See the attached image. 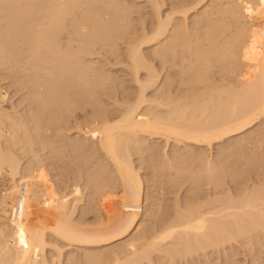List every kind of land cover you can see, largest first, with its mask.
Instances as JSON below:
<instances>
[{
  "label": "bare ground",
  "instance_id": "bare-ground-1",
  "mask_svg": "<svg viewBox=\"0 0 264 264\" xmlns=\"http://www.w3.org/2000/svg\"><path fill=\"white\" fill-rule=\"evenodd\" d=\"M110 1L111 0L108 1L109 3L106 1V4L105 3H104L105 5L103 4L105 7H102L103 5L99 6L100 3L102 4V2L99 3V1L97 0H92L93 4L94 2L99 3V4L96 3V7H97L96 8L94 7L95 5L91 3V0H87L86 2H84L83 0H0V61L2 63H5L6 60L8 61L7 63H9L10 61L12 62V64L11 63L9 64L13 66V67L10 66V69H14V68L18 69L17 71L21 77L19 76L18 73H17L18 75L17 74L16 75L17 77L25 81L26 85L24 87V85L19 84L18 80L16 81V83L19 84L20 88H22L21 86H23L24 89H26V86L30 87L29 88L30 90L28 88L27 89L32 94L31 98L33 100V103L36 104L35 105L36 107L34 109L32 108V111L30 112L27 111L28 114H25L27 115L25 117L24 112L26 111L20 112V114L22 113L20 115V114H17L18 112L17 113L16 111L14 112L16 108L14 109L13 106L11 108H9L10 106L2 107L1 105L3 103L5 104L4 100L7 97L5 96L6 95L5 92L0 93V264H40L41 261L44 260V259L42 260L40 259V258H43V254L45 257L44 249L49 245L51 246L50 242L48 245L46 241V235L48 234L56 238L57 241L58 239L60 242L63 241L64 244L66 243L67 246L69 245L74 246V247L77 246L79 248H85L87 250L96 249V248L98 249L101 246H105L113 242H116L118 240H121L123 238H126L129 234L132 233L131 231L136 226L138 227L140 223L142 224V221L140 223L138 221L140 217V212L142 211L141 202H143L142 201V195H143L142 189L143 188H142L141 180L143 179H140L137 173L138 171L136 172L135 167H133L132 165L133 160L131 161L130 155L134 154L132 153L133 151L134 152L139 151L141 149L140 148L141 146L143 147V149H146V147L149 148L151 144L148 142L149 146H146L147 144L146 141H152V140L154 141L156 139H162L165 141V143L172 142L176 145L177 144L186 145V146L187 145H196V146L204 145V146L211 148L213 144H221L225 140L231 139L232 137L234 138L235 136H239L240 134L244 133L246 130H250V128H253L255 125L258 124L260 120H263L264 118V8H263L264 5H262L264 3V0H216V2L215 0L214 1L209 0L208 1L209 4L208 3H207L208 5L205 4L206 5L205 8L201 9L202 12L200 11L199 8H201L204 5L203 4L201 6L204 0H199V1L195 0V3H193L194 0L193 2L191 0L190 2L188 1L189 2L187 3L188 5L184 3L186 7H184V5L181 4L184 8L183 7L181 8V5L179 6V9H181L180 12L183 15V17H181L184 20L183 24L182 22L178 23V21L175 23L172 17L170 16L168 17L169 14L170 15L171 13L173 14V12L171 11L169 12L168 15H166L167 17L166 16L165 18L161 17L159 14V10L161 7L158 8V5L160 4V3L158 4L159 0L157 1L154 0V3H153L154 5H152L151 8L153 12L154 10H156L155 11L156 16L154 13L152 15V17L153 18L155 17L156 20L154 19L155 22L153 21L155 25L153 24L154 25V26L152 25L153 28L151 27V30H150L151 34L148 33L150 34L149 36H147L148 34L144 36L146 33L144 34L145 31H142V33L144 34V35L140 34V36H142V41L137 42V44H135L136 41H139V36H138V40H135L133 45L131 43L130 44L131 47L128 46L129 51L126 49L128 52L126 51L127 58L125 59L127 61L125 60L126 61L125 65L129 67L131 66L129 69H132L130 71H132L133 73L132 76L134 75L133 79L135 78L133 82H136L137 85L136 84L135 85L137 86V90H138V91L136 90L137 93L135 94L137 95L136 97H134L135 99L132 98L134 99V102H132L133 101L132 100L131 101L132 103H129V100H126L128 103L126 102L124 104V107L123 105H121L123 108H120L118 116H116L117 113L115 114L116 117L111 118V115H113L111 114L109 118L108 114L105 115L107 112L100 114L99 112L97 113L96 111H93L96 114V116L94 114V117L96 119L94 117H91V118H94L95 120L94 119L92 120L96 122V123L92 122L93 123L92 129H95L96 132H93L91 136L93 137L94 133L95 134L97 133L96 135L98 139L94 136L97 139V144H94L95 141H93V139L90 138L91 136H89L88 138V140L91 139V141L94 142V143L91 142L92 145L94 144L93 146L91 144L90 145L92 147H95V149L93 148L95 152L93 154H96L92 157L93 160L92 159L90 160L92 162L94 160H97L96 158L100 160V162L97 160L99 162L97 164H99L100 170L97 167L98 165H94V168L95 169L97 168L96 170L101 172V169L103 166V165L102 166L100 165L102 164L101 163L102 158L99 159L101 154L100 155L98 154L99 157H97L98 152L96 153V151L99 150V153L101 152L105 156V159L112 165V168H111L113 170L112 173L113 174L116 173L117 176L115 174L114 175H115V178L118 177L117 179L120 182V188H121V193H122V196H121L122 199L120 198L122 202L121 200H119L120 201L119 204L121 205L119 207L120 208L119 213L115 216V214L111 213V212L113 213L115 212L114 207H112L113 209L111 210L108 207V205H110L111 203L109 199H112L113 194L112 192H110L109 193L110 197H108L107 192L112 186L110 187H107V186L110 183L112 184V182H116V181H113L114 177L111 178L112 182L110 179H109L110 181L108 180V177L109 175L111 177V174H107L108 177H106L105 170L107 169L110 172V168L108 169L107 167L106 169L103 167L104 170L102 169L105 173L103 174L105 175V177L104 176L102 178L100 177L102 176L101 174L102 172L99 173L101 174L100 176L98 175L102 179V181H104V182L101 181L103 186H99L98 184V186L96 187L97 185L96 181L98 180L99 182V177L95 179L96 181L93 180L94 177L96 178L97 176V175L94 176V174L96 173L94 174L92 173L93 179L91 178L92 176L90 177V179L92 180L89 181L88 180L89 178L86 179L91 183L93 181H95L93 183H96V185L94 184L95 186L93 187L95 188V190L93 191L94 192L93 198L94 197L98 198L99 196L98 194L103 195L104 193H107L105 195L108 197V201H109V202L107 201L108 205L105 204L107 206V211L110 210L109 213L115 216L113 218L108 217L111 214L110 215L108 214L107 216L108 212L105 213L107 218H110L111 221L110 219L107 220L105 215L104 216L106 219H104V217L99 216L100 218H103L105 222L103 220L97 219V222L99 223H96L98 224L96 225L94 222L95 228L94 227L89 228L90 225L89 227H87V225L79 224L76 221H75L76 223L73 222L71 219L72 217L71 214L69 213L70 214L69 215L67 212V209L70 207V205L69 207L67 205L69 202L66 203L67 202L66 201L65 203H63L62 199L64 196H62V199H61L60 197L61 194L60 195L53 194L55 192L52 193L50 190L47 189L51 193L44 194L45 195L44 196L42 195L44 192L43 193L41 192L42 193L41 194L39 191L38 197H40V199L37 198L32 193L31 194L33 195V197L31 196H30L31 198L28 197L27 193H29L30 190L27 192V191H23L22 189L18 188L20 187V185L17 184L19 183L16 179L18 178L17 176L20 175L21 173L29 174L32 172L33 174L34 168H36L34 169L36 171H37V168H41L40 166H42L41 164L42 158L39 153H43V152H40V151H44L45 149H48L51 153H55L56 155V151L58 149H52V145H57V143L54 144L53 141L55 140V138L58 137L61 129L64 126H66V124L68 125L67 123L68 118L65 115V113L68 112L70 109L74 111L76 107L78 109L81 106H84V107L89 106L87 105V104H90L89 100H91V98L93 97H94L93 101L96 99L94 94H91L90 88H93L94 86L96 87V85L99 87V85L101 86L102 83L107 84L108 82L110 83L115 80L114 79L115 77L109 78L111 81L110 80L108 81V78L106 79L105 77H103L105 78L103 82V78L102 79L100 78L102 77L101 76L102 74H100V77H99L97 69H94L96 68V66L93 65L92 62L90 63V62H87L88 60L87 61L86 59L84 60L83 59L84 57L82 56L84 54L88 56V53L90 51L88 50L87 52V48H88L87 46L88 45L91 46V44L93 45V43H95V42L92 43V41L99 40L103 44H106L105 42H107V44L109 45L111 43L114 44V42H116V41L113 42L112 39L114 35L117 34L118 32L121 31L122 34L124 35H122L121 32L118 33L117 35L120 34L119 36L121 37L126 36L125 34L127 32H125L124 30L128 28L131 24L127 27H124L125 25H128V24H125L126 22H124L125 21L124 15L127 14L125 9L123 8L124 6L119 4V7H117V4L114 0H112L111 3ZM83 2L84 4L88 3L87 4L88 7L86 6L84 8L85 5L83 4ZM112 2L114 3L115 6L113 5ZM156 2H157V6L155 5ZM80 3H82L84 9L81 7ZM190 3H191V6H189ZM89 4H91L92 6ZM107 4L109 5L107 6L108 8H106ZM110 4H112L114 7L112 5L110 7ZM120 5L122 8H120ZM109 7L111 8V10ZM101 8L103 9L101 10ZM105 8L106 10H108V12L110 10L109 12L110 15L111 14L113 15L110 16L109 13L105 10ZM123 9L125 12L123 11ZM104 10L105 12L103 13L102 11ZM250 10L252 11L250 12ZM172 11L174 12L177 11L178 14L180 13L178 9L177 10L175 9ZM194 11L196 12L200 11V14L198 15L199 12L196 13L197 17L196 15L195 17H191L189 15L191 19L192 18L194 19L193 21L191 20L192 21L191 22L188 20L189 17L188 18H185V17L188 16L187 14L189 12L193 13ZM246 11L250 12L251 15H252V12L257 11L256 15L259 14L260 15L259 19L262 18V23L260 25L261 27L259 26L258 28V26L255 25L256 26L255 28L253 27L254 25L253 26L250 25L251 20L250 22H248L249 20L247 21L248 25H250L251 28L250 26L247 25V23L243 22L244 20L246 22V19L244 17L245 16L247 17V15H249V13L247 15H244L246 14ZM123 12L126 14H124ZM92 13L93 14L95 13L94 16ZM102 13L103 15L105 14L106 19H104L103 15H98ZM242 14L244 15L243 17L244 19L241 18L243 16ZM259 15H257L256 17H258ZM109 16L110 17L115 16V19H113V21L110 20L111 22L108 20L110 24L106 26L103 25V24L109 23L107 22V17ZM248 17L249 19H251L250 15ZM93 18L95 21L93 20ZM177 18L178 16L176 17V19ZM101 19L106 20V22L102 21ZM182 19L180 21H182ZM242 19H243L242 22L246 25H243V23L239 22ZM185 21H189L191 22V24L190 25L188 24V26H186L185 25L186 23L184 24ZM171 22L175 24L171 25ZM122 25H124L123 26L124 28L122 27ZM243 26H246V27L244 28ZM252 27L254 28L253 30L255 29L257 30V31L255 30L256 34L254 32H249V30L251 31ZM118 38L120 37H117L115 40H117ZM161 41H163L162 44H161ZM251 42H253L254 44L252 47H251ZM159 43L160 45L158 46L157 44ZM247 44H249L250 46H248ZM144 45L150 46L151 48L153 45H156L157 49L155 48V46H153V49L155 48L156 50L154 49L153 51L150 48L151 49L150 54L151 56L156 57V59H158L157 61L162 60L163 62L166 59L165 64H167V61L168 63H170L167 65L169 66L167 67L168 70L171 68L174 69V67H176L175 70H173L174 73L173 71H171L172 69L170 70V73L172 72V74H168L169 71L168 73L165 72L166 76L164 75L165 77H163L165 78V80H163L165 82H163L164 83L163 84L161 83L162 82L161 80L159 82L161 84V85L159 84L160 86L158 85V78L160 77L156 73V70H154L153 66H149L151 65L149 62H148L149 65L147 64L146 62L147 60L145 61V58L147 59V57H145L144 54H143L144 56L142 55L143 51L141 49ZM256 45L259 47V48L257 47L259 51L258 49L257 50L255 49ZM245 46L248 47V50H247V47L245 48ZM255 51H257V53L259 52V54L257 55ZM152 52H154L153 55H152ZM244 52L247 53L248 56L246 54V56L242 55L243 57H241V54H245ZM123 56H125V54ZM4 58H6L5 62H3ZM153 60L155 59L153 58ZM174 61H176L177 63ZM160 62L161 61H159L158 63L160 64ZM172 62H174L175 64ZM9 64L7 66H9ZM214 64H217L218 67H215L216 65ZM170 66L172 67L170 68ZM213 66L218 69V73H219L218 78L216 79L213 78L215 77L213 75L215 74ZM167 68H166V71H167ZM10 69L9 71H11ZM211 69L213 70V73L209 74L210 72L209 70ZM142 71H146L145 72L146 76L141 78L140 73ZM154 71L156 74L154 73ZM96 72L98 75L95 74ZM94 74L96 75L95 79H97L96 77L98 76L99 80H94L93 78ZM173 76L174 77L177 76L178 79L176 78L177 79L176 80ZM17 77H11V78H17ZM171 77H173L178 83L175 82V80L172 79ZM190 78H193V79H190ZM96 81L97 83L98 81L99 82L101 81L100 82L101 84L99 83L97 84ZM94 83H96V85ZM173 83L178 84L177 87L180 86L179 87L180 89L183 85L185 89H187L186 87L188 85H193V87L195 86V88L197 87V89L191 88L190 91L188 90L189 93L181 94L182 92L186 93L188 91L182 90L184 89L182 88L181 89L182 92H181L178 88V92L176 93H179V91L181 92L180 94H177L178 96L181 95L180 97H178L174 91L177 89L176 87H175L176 89L174 88L173 90L174 91L173 94H171L172 92L168 90V88L170 89V87L173 86ZM91 85H93V87ZM164 85H166L167 87L169 86V87L167 88ZM158 86L165 87L166 89L163 90L162 88H160L161 89L159 90L160 92L157 91L156 93L155 90H157ZM166 90H167V94H164L165 93L164 91ZM149 91H152L151 93H153L154 91L153 93L154 95L152 96L151 94L150 95L151 97H147L146 95H147V92ZM27 95L30 96L29 94ZM31 98L29 99L30 101L27 100L29 101L30 105L32 103ZM80 101L82 102L83 105L80 103ZM78 102L80 103V106ZM93 103L94 102H92V104ZM96 104L98 103L96 102ZM95 106L98 107V105H95ZM95 106L93 107L95 108ZM84 107H82V109ZM4 108H8L9 110H12L13 108L14 110L9 111L8 109H4ZM91 116H93L92 113H91ZM95 124L96 126H94ZM90 128L91 127L86 128L87 129L86 131L90 130V132H92ZM86 131H85L86 134H84L85 136L87 134L89 135V133H87ZM261 131L264 132V130H261ZM250 132L252 133L251 130ZM255 132L256 131L253 132L254 133L253 135L255 137L251 133L248 135V141L250 142L252 138L249 139V137L253 136L255 142L258 139L256 144H258L259 146L261 145V143L259 142L264 141V137L262 136L264 133L261 132V134H259L260 136L259 137L257 133H259L260 131L256 133ZM261 136L263 137L262 138L263 140H261ZM252 140L251 142L254 141ZM238 141H242V140H238ZM243 141L245 140L243 139ZM78 142L80 144V141ZM78 142L77 141L74 142L76 144H73V145H71L73 142L72 143L70 142V147H74L76 145L78 146L77 148L80 149L82 145L80 146ZM87 142H90V141H87ZM249 142L247 143V147L250 146L248 145ZM144 143L146 147H144ZM239 143L237 142L235 144H238L239 146H241V143L240 144ZM245 143L244 145H246ZM68 145L69 143L65 144V143H61L60 141L58 148L62 151L63 149L67 148ZM84 145L85 144H83L84 148L81 147L83 148L82 151L91 153L90 147H88L89 149H86L87 147H85ZM253 146L255 147V145ZM151 147L152 148L154 147L153 148L154 150L152 148H149L148 150L149 151L153 150L152 152H154L157 148L154 146V144H152ZM256 148L258 147L256 146ZM244 149L248 150V148H244ZM148 150L146 149L147 152ZM263 150H264V147H263ZM234 151H232V153H235ZM237 151H238V148H237ZM177 152L176 153L173 152L174 158ZM189 152H192V151H189ZM230 152L231 151H229V153ZM58 153H59V150H58ZM138 153L140 154V151ZM200 153L201 152L196 153L193 158L201 162L199 165L198 164L199 162H197L196 160L193 161L195 163L197 162L196 164L199 165L198 167L196 166L198 170H195L194 168V171L193 170L191 171L190 169L185 168L186 170H190V171H186L184 170V167H183V170H181L182 167L178 165L179 163L178 164L176 163V164L180 168L179 169L178 167L175 168L176 166V164L174 165V163L176 162L174 161L175 159L171 157H170L171 159L168 158L166 162H169V163L171 162L170 164L168 163V165L170 166V167L168 166L169 170L171 169L172 171L171 167L174 165L173 169H175L174 170L175 174L178 172L177 174L180 175V177H178V175L173 174L175 175V178H173L172 176L171 182H174V181L176 182V180L174 179H176L177 177L178 179L182 178L184 176L183 173L185 174L188 173L189 175L191 174L194 180L192 179L190 180L193 181L194 183V181L199 178H200L199 180L201 179L204 180L206 178L208 179V176L209 178H212V176L213 177L216 176V175H213L216 172L218 173V174L216 173L218 176L224 173L223 170L227 171L229 167L227 160L224 159L225 161H221L218 158L219 156L218 157L216 156L217 160H213V161L212 159L205 160L206 157L204 159L202 158L204 157V154L202 153L203 154L202 156ZM248 153L250 152H247L246 154L248 155ZM199 154L201 155V157H199L200 156ZM246 154L244 155L245 157H247ZM254 154L253 156L256 155ZM103 155L101 157H103ZM140 155H142V153ZM140 155L139 157L141 159ZM185 155L184 157L186 158ZM196 155L199 157V159H197L198 157ZM234 155L238 156L237 153H235ZM260 155H264V153ZM20 156L30 157L32 160L29 159L31 162L29 161L28 163H26L25 166L22 167L20 164V160H21ZM177 156L182 158L178 154ZM242 158L244 161V157ZM213 159H215V157ZM106 160H103V161L105 162ZM155 161H159V160L156 159ZM188 162H191V161L189 160ZM153 163H156V162H153ZM109 165L106 164L105 166L109 167ZM254 165H256V163L253 164V167L251 166L253 169H254ZM165 167L167 168V164L165 165ZM50 168H51V165H50ZM259 168L261 169L260 166ZM260 169L259 171H257V173L261 171ZM39 170L40 169H38V171ZM96 170H93V171L96 172ZM169 170L167 171L168 173H169ZM228 170H230V168ZM38 171H37V174H38ZM160 171L158 173H160V176H161V173L163 172V170L162 172ZM154 172L156 171L154 170ZM234 172H238V171H234ZM43 173L44 171L40 174H43ZM45 174H43V177ZM163 174L164 173H162L161 179L159 178L158 180H154V181L161 180L163 182L164 180H162V178L165 179L163 177ZM189 175L186 174L185 177ZM205 175L207 176L206 178H205ZM160 176L158 175L156 178ZM190 176L189 178H191ZM202 176L204 179L202 178ZM41 177H39L38 179L40 180ZM166 177H169V176H166ZM38 179H36V181H39ZM105 179H107L109 183ZM212 180L215 181L217 179L216 178L211 179V181ZM105 181L106 183H108V185L105 183ZM198 181H196V183ZM201 182L202 181H200V183ZM37 183L38 182H36V184ZM91 183H89V186L87 183H86L87 185L86 184L85 185L91 189L92 188L91 187L92 185H90ZM257 183L259 184L260 181ZM261 183H262V180H261ZM39 184L41 183L39 182ZM104 184H106L107 186L106 185L104 186ZM208 184H210V182ZM261 185L253 187V188L249 186L250 188L248 189V191H244L240 189V191H244V192L243 193L240 192L239 193L240 195H238L236 192L235 194L236 196L234 195L231 196V194H229L224 200L222 199L219 200L220 197L217 199H213L214 197L213 194L211 195L212 196L211 198L213 200H210L208 198L206 201H203V202L199 201V203H196V204L190 201L189 199L188 202L190 203H187V204H190V205H188L185 208L181 207L182 209L180 208V206L176 207V210H178L177 213L174 211L176 213V216L174 215L175 213L173 212L174 213L173 215L175 218H171L172 220H168L169 222L166 221L163 223L162 221L161 223L162 225L158 226L156 230H153L155 229V226L153 224L154 227L153 226L150 227L152 232L149 233L148 231L149 228L147 230L144 229L146 231L140 232V235L138 236V234L136 233L134 229L135 235L137 234L136 239H134L135 238L134 236L133 240L131 241L129 240L130 242L127 241L128 243H125L126 245L123 244L124 247L122 245L119 246L120 251H119V247L115 248V253L119 252V254H115V255L113 254L114 257H112L113 258L112 259L111 258L112 253H110L109 257L112 259L111 262L108 261V259L104 257L105 253L103 252V249L102 250L98 249L100 252V253L98 252V254L96 253L98 250L96 252L94 251L93 253H95V255L91 253L92 251L91 252L88 251L90 254L84 253V255H82L83 258L81 259V261L80 260L79 261L84 264H140V262L142 263L143 261L144 263L147 262L148 264H152V260L154 259L153 256H156L157 258L156 257L155 258L158 259L160 262L162 259H164L166 263L167 261L172 263V261H175L174 260L175 258H177V260L178 259L181 260L182 258L183 260L184 258H186V256L189 257L190 255H193V253H197V252L205 253L207 249L209 248L214 249V247L216 249V246H219L222 243L229 241L231 239H234L236 237H239V236H242V238L243 236H246V237L248 236V238H250L252 237L253 234H258V232L264 233V186L262 185L263 186L262 187ZM35 186L36 185H34V187ZM213 186L215 187L214 184ZM75 187L78 190L79 187L78 186H75ZM75 187H73V189H75ZM213 189L215 190V188ZM218 189L219 188H217L216 191H219ZM110 190L112 191V189ZM75 191L74 190L71 191V194L74 193ZM230 191L232 190L230 189ZM23 192L25 193L27 192V193L25 194ZM76 193L77 192L73 194V198H74V195L80 196L81 190L79 194L78 193L76 194ZM39 194L41 195L39 196ZM95 194H97V196H95ZM111 194H112V197H111ZM217 194L222 195L223 193L218 192ZM223 195H225V193ZM41 196L45 198V199L42 198V200L44 199L43 201H41ZM80 198L81 197H78L77 200ZM99 198L102 201L107 200V198H105L106 200L103 197L102 199L101 197ZM77 200L74 198L73 201L78 202L79 200L78 201ZM191 202L193 203L192 205H191ZM117 204L118 203L116 202V207H117ZM106 206H104V208H106ZM111 206L112 205H110V207ZM66 207L68 208L66 209ZM159 208L160 207L158 206V209ZM145 221L148 222V220H145ZM144 226L145 225L143 224V227ZM144 230H141V231H144ZM145 233H148L149 236L148 234L145 235ZM246 237L243 238L244 241ZM52 245H57V244H52ZM54 247L52 248V250L54 249ZM47 248L50 249V247H47ZM56 251H58V249ZM101 251L103 252L102 257L99 255L102 253ZM59 253L61 252L59 251L56 255H59V257H61L62 255L60 256ZM113 253H114V250H113ZM105 256H108V255L105 254ZM37 257L41 261H39ZM59 257L57 258L59 259ZM67 257L70 258V254L69 256L67 255ZM79 257H81V255H79ZM103 257L108 262L104 263ZM69 258L67 259V261L68 263H71L69 261L72 260V257L70 258V260ZM76 258L78 261V257ZM76 258H73V260H76ZM110 258L109 260H111ZM44 261L46 262L48 260L45 259ZM44 261H42L41 264H45ZM77 261L75 262L72 261V262L75 264L77 263ZM58 263L61 264L60 259ZM232 263L233 262H231V264ZM157 264H159V262Z\"/></svg>",
  "mask_w": 264,
  "mask_h": 264
},
{
  "label": "rangeland",
  "instance_id": "rangeland-1",
  "mask_svg": "<svg viewBox=\"0 0 264 264\" xmlns=\"http://www.w3.org/2000/svg\"><path fill=\"white\" fill-rule=\"evenodd\" d=\"M84 2H86L85 0H83ZM97 1H99V3L100 2H102V4L100 3V5L99 6H102L104 3L106 4V1L108 2L109 0H97ZM112 1V0H111ZM111 1H110V3H111ZM115 2H116V4H117V7H119V4H121L122 6H124L123 8L125 9V11H126V13L128 14H126V13H124L125 11H124V9H123V13L124 14H126V15H124V17H125V21L124 22H126L125 24H128V25H122V27L124 26V27H127V26H129L130 24V26L128 27V28H126L124 31L125 32H127L125 35L126 36H119V35H117L118 33H120V32H118L117 34H115L114 35V37H113V39H112V41L114 42V41H116V42H114V44H109L110 45V47H109V45L107 44V42H105L106 44H103L101 41H99V40H95V41H92V43L93 42H95V43H93V45L91 44V46L90 45H88L87 47V52H88V50L90 51L89 53H88V56L86 55V54H84V55H82L84 58V60L86 59V61L87 62H92L93 63V65H95L96 66V68H94V69H97V71H98V74H99V77H100V74H102L101 76L102 77H100L101 79L103 78V77H105L106 79L108 78V81L110 80L109 78H114V79H112V80H114L113 82H108L107 84L106 83H102V85L100 86L99 85V87L96 85V83H97V81H96V83H94L95 85H96V87L94 88L93 87V85H91L93 88H90L91 89V94H94V96L96 97V102L98 103V104H96V102H95V100L93 101V99H94V97L93 98H91V100H89V102H90V104H87V105H89V106H81V107H79L78 109H77V107H76V109H74L75 108V106H74V111L72 110V109H70L68 112H66L65 113V115L67 116V118H68V121H67V123H68V125L66 124V126H64L62 129H61V131H60V133H59V135H58V137L57 138H55V140L53 141V143L54 144H56L57 143V145H52V149H58L59 150V153H58V150L56 151V155H55V153H51L48 149H45L44 151H40V152H43V153H39L40 154V156H41V158H42V166L44 167H42V166H40L41 168H37V171H38V169H40L39 171H40V173H42L43 171H44V173L43 174H45L46 172V176L44 175V177H43V174H40L39 173V171H38V174H37V171L36 170H34V169H36V168H34L33 169V174H32V172L31 173H21L20 175H18L17 177L18 178H16L17 179V181L19 182V183H17L18 185H20V187H18V188H20V189H22L23 191H29L30 190V194L29 193H27V196L28 197H33V195H35L37 198H39L40 199V197H38V193H39V191H40V193L42 192H44L42 195H44V194H47V193H53V192H55V193H53V194H56V195H60L61 194V199H62V196H66L65 198L67 199H65L64 197H63V199L65 200H63L62 199V202L63 203H65L66 201V203H68L67 205H68V207H69V205H70V209L68 208V207H66V209H67V212H68V214L70 213L71 214V219H72V221L73 222H77V223H79V224H82V225H87V227H89V225H90V227L89 228H91V227H94L95 228V225H94V222H95V224L96 223H99V222H97V219H100V220H103L104 222H105V220L104 219H106L107 218V216H108V214L110 215L111 213L112 214H115V216L119 213V211H120V204H119V200H121L122 199V193H121V188H120V182H119V180L117 179V178H115V175H116V173H112L113 172V170L111 169L112 168V165L105 159V156L100 152L99 153V150L98 151H96V153H97V157H99L98 156V154L100 155L101 154V156L103 155V157H99V159H101L102 158V160H101V163L102 164H100L101 166H102V169L104 170V168L106 169V167L109 169L110 168V172H109V170H105V173H104V171L101 169V172L100 171H97L95 168H94V165H98L97 167H98V169H99V164H97V163H99L100 162V160H98V158H96L97 160H94L93 162L90 160V159H92L93 160V156L94 155H96V154H93V153H95L94 152V150H93V148L95 149V147H92L94 144H97V139H98V137H97V133L95 134L94 133V135H93V137L96 139H94L91 135H92V133L93 132H96L95 131V129H92L93 128V123L92 122H94V123H96L95 121H93L92 119H94L95 117H94V114H95V112H93V111H96L97 113L99 112L100 114L101 113H106L105 115H107L108 114V117L110 118V115L111 114H113V115H111V118H113V117H116V116H118L119 115V110H120V108H123L124 107V104L127 102L126 100H129V103H132V102H134V97H136V95L137 94H135V93H137V84H136V82H133L134 81V79H133V76H132V71H130V70H132V69H129L130 67L129 66H127V65H125V62L127 61L125 58H127V52L129 51V47H131V43H132V45H133V43L135 42V40H138V36H139V41H136V43L135 44H137V42H140V41H142V36H140V34L142 35L143 33H142V31H145L144 32V36H146L148 33H150V30H151V27L153 28V26L155 25V21H154V19L156 20V18L154 17H152V15H153V13L155 14V16H156V13H155V11L156 10H154V12H153V10H152V5H154L153 3H154V0H153V2H152V0L150 1V0H114ZM113 1V2H114ZM157 1V0H156ZM191 1V0H159V2H158V8L159 7H161L160 8V10H159V14H160V16L161 17H164L165 18V16L166 15H168L169 14V12L171 11V12H173V14L171 13V15L169 14L168 15V17L170 16V17H172V19H174L173 21L176 23L177 21H178V23L180 22H182V24H183V19L181 18V17H183V15L181 14V9H179V6L182 4V5H184V7H186L185 6V4L184 3H189V2ZM197 1V0H196ZM199 1V0H198ZM208 1L209 0H204V2L201 4V8H199L200 9V11L202 12V8H205V4H207L208 3ZM212 1V0H211ZM214 1V0H213ZM81 2V1H80ZM84 2H83V4H84ZM112 2V3H113ZM117 2H119V3H117ZM122 2V3H121ZM152 2V3H151ZM182 2V3H181ZM192 2H193V0H192ZM215 2H216V0H215ZM91 3H92V0H91ZM96 3H98V2H96ZM96 3L94 2V4L93 5H95L94 7H96ZM98 3V4H99ZM109 3V2H108ZM193 3H195V0H194V2ZM192 3V4H193ZM81 4V7L83 8V5H82V3H80ZM87 4L88 3H86V4H84L85 6H84V8L87 6ZM98 4H97V6H98ZM104 4V5H105ZM209 4V3H208ZM207 4V5H208ZM89 5H91V4H89ZM102 6V7H105V6ZM111 5L112 4H110V7H111ZM113 5H114V3H113ZM112 5V6H113ZM121 5H120V8H122L121 7ZM156 6H157V2H156V4H155ZM161 5V6H160ZM181 5V8L183 7ZM188 5V4H187ZM262 5H264V3L262 4ZM92 6V5H91ZM107 6H109L108 4L106 5V8H108ZM115 6V5H114ZM113 6V7H114ZM156 6H154V7H156ZM189 6H191V3L189 4ZM189 6H187V7H189ZM88 7V6H87ZM109 7V8H110ZM183 7V8H184ZM83 8V9H84ZM97 8V7H96ZM106 8H105V10H106ZM263 8H264V6H263ZM100 9V8H99ZM103 8H101V10H102ZM155 9V8H154ZM177 10L178 9V11L180 12L179 14H178V12L176 11V12H174V11H172V10ZM198 9V10H199ZM105 10L104 11H102L103 13L105 12ZM110 10H111V8H110ZM110 10H109V12H110ZM107 12H108V10H106ZM122 11V10H121ZM128 11V12H127ZM200 11H198V12H196V11H194L193 13H188L187 15L188 16H186L185 18H188V20L189 21H193L194 19L192 18H190V16L191 17H195V15H196V17H197V14L196 13H198V15L200 14ZM252 10H250V12H251ZM106 12V13H107ZM108 12V13H109ZM250 12H247L246 11V14H244V15H247L248 13H249V15H250V18L251 19H249V15H247V17L245 16L244 17V15L241 17V18H245L246 19V22H245V20L243 21V19L242 20H240L239 22L240 23H247V21L248 22H250V20H251V22H250V25H254L253 27H255L256 28V26H258V28H259V26L261 25V23H262V18L261 19H259V17H260V15L259 14H257V15H259L258 17H256L257 15H256V13H257V11L256 12H252V15H251V13ZM103 13L102 14H98V15H103ZM195 13V14H194ZM93 14V13H92ZM95 14V13H94ZM94 14H93V16H94ZM177 14V15H176ZM254 14V15H253ZM106 15H108V14H106ZM109 15H110V13H109ZM111 15H113V14H111ZM110 15V16H111ZM174 15V16H173ZM180 15V16H179ZM182 15V16H181ZM190 15V16H189ZM193 15V16H192ZM92 16V15H91ZM104 16V19H106V16H105V14L103 15ZM109 16V17H110ZM126 16H128V17H126ZM178 16V20L176 19V17ZM102 17V16H101ZM107 17V22H109L110 20H112L113 21V19H115V16H113V17ZM123 17V18H124ZM167 17V16H166ZM103 18V17H102ZM109 18V19H108ZM112 18V19H111ZM153 18V19H152ZM240 18V19H241ZM253 18H255V19H253ZM257 18V19H256ZM99 19H100V17H99ZM102 20V21H105L106 22V20ZM182 19V21H180ZM259 19V20H258ZM93 20H94V18H93ZM109 20V21H108ZM185 20H187V19H185ZM95 21V20H94ZM98 21H100V20H98ZM154 21V22H153ZM189 21H185L184 22V24L186 25V26H188V24L190 25L191 24V22H189ZM243 21V22H242ZM96 22H97V20H96ZM104 22V23H105ZM111 22V21H110ZM110 22L109 23H107V24H103V25H108V24H110ZM122 22H123V20H122ZM153 22V23H152ZM175 23H173V22H171V25L172 24H175ZM243 23V25H246V24H244ZM154 24V25H153ZM153 25V26H152ZM247 25H248V23H247ZM250 25H248V26H250ZM256 25V26H255ZM247 26V27H248ZM244 28L246 27V26H243ZM252 27V29H251V31L249 30V32H254L255 34H256V32H255V30H253L254 28ZM261 27V26H260ZM130 28V29H129ZM155 28V27H154ZM249 28V27H248ZM250 28H251V26H250ZM249 28V29H250ZM144 29H146V30H144ZM122 30V31H123ZM130 30V31H129ZM140 30V31H139ZM153 30V29H152ZM147 31V32H146ZM257 31V30H256ZM259 31V30H258ZM124 33V32H123ZM121 34H122V32H121ZM130 34V35H129ZM151 34V33H150ZM150 34H148L147 36H149ZM258 34V33H257ZM117 35V36H116ZM122 35H124V34H122ZM117 37H120V38H118L117 40H115ZM129 37V38H128ZM123 38V39H122ZM140 38H141V40H140ZM127 40V41H126ZM111 41V42H112ZM164 41V40H163ZM163 41H161V44H162V42ZM91 43V42H90ZM108 43H110V42H108ZM134 44V45H135ZM250 44V43H249ZM249 44H247L248 46H250ZM158 46L160 45V43L159 44H157ZM254 44H253V42H251V47L253 46ZM112 46V47H111ZM115 46V47H114ZM129 46V47H128ZM145 46V45H144ZM142 47V51H143V53H142V55L144 54L145 55V57H147V59L145 58V61L147 62V64L149 65V63L151 64V65H149V66H153L154 67V70H156V73L158 74V76L161 78H158V85L160 84L159 82L162 80V82L161 83H163V82H165V81H163V80H165V78H163V77H165L166 76V73H168V71H169V73L168 74H172V72L170 73V70L171 71H173V70H175V68L176 67H174V69L173 68H171L172 66H173V64H172V66H170V68L171 69H169L168 70V68L167 67H169V66H167L168 64H170V63H168V61H167V64H165V60L162 62V60H159V61H161L160 62V64L158 63L159 61H157L158 59H156V57H153V56H151V54H150V52H151V49L154 51V49L156 48L157 49V47H156V45H153V46H155V48L153 49V46H152V48L150 47V46H145V47ZM247 46H245V48H246ZM258 46L256 45V50L259 48H257ZM90 48V49H89ZM107 48V49H106ZM151 48V49H150ZM128 51H127V50ZM155 49V50H156ZM247 50H248V47H247ZM247 50H246V52H247ZM112 51V52H111ZM115 51V52H114ZM117 51V52H116ZM127 51V52H126ZM258 51H259V49H258ZM149 52V53H148ZM153 53L154 52H152V55H153ZM243 53V52H242ZM245 53V52H244ZM255 53L258 55L259 54V52L257 53V51H255ZM125 54V56H123ZM146 54H147V56H146ZM246 54L247 53H245V54H241V57H243L242 55H244V56H246ZM143 55V56H144ZM86 56V57H85ZM247 56H248V54H247ZM149 57V58H148ZM257 57V56H256ZM152 60H151V59ZM153 58L155 59V60H153ZM5 60H6V58H4L3 59V62H5ZM90 60V61H89ZM126 60V61H125ZM149 60V61H148ZM8 61L6 60V62L5 63H2L1 61H0V63H1V65H0V90H1V92L0 93H4L5 92V96L7 97V98H5V100H4V102H5V104L3 103L1 106L2 107H9V108H11L12 106L14 107V109L16 108V110H14L13 108H12V110H9L8 108H4V109H8L9 111H13L14 110V112L16 111V113L17 114H20V112H24V111H28V112H30V111H32V108L34 109L36 106V104H34L33 103V100H32V94H31V92L29 91L30 89V87H28V86H26V89H24L23 88V86H21L22 88H20V86H19V84H21V85H24V87H25V85H26V83H25V81H23L21 78H19V77H17V75L19 74L18 73V69L16 68H14V69H10V66L11 67H13L11 64H12V62H10L9 61V63H11V64H9V63H7ZM149 62V63H148ZM170 62V61H169ZM174 62H176V61H174ZM174 62H172V63H174ZM6 63H7V65L9 64V66H7L6 65ZM89 63V64H90ZM177 63V62H176ZM127 64V63H126ZM165 64V65H164ZM175 64V63H174ZM4 65V66H3ZM14 65V64H13ZM92 65V64H91ZM92 65V66H93ZM129 65V64H128ZM162 65H164V66H162ZM214 65H216L215 67H218V65L217 64H214ZM91 66V67H92ZM214 67V66H213ZM213 68L214 69V72H215V74H213L215 77H213L212 75V77L214 78V79H216V78H218V75H219V73H218V69L217 68ZM166 68H167V71H166ZM9 69L11 70V71H9ZM217 69V70H216ZM13 70H15V71H17V72H15V71H13ZM212 70V69H211ZM211 70H209L208 72H209V74H212L213 73V70L211 71ZM8 71V72H7ZM94 72V71H93ZM143 72V73H142ZM141 73H140V76H141V78L142 77H144V76H146L145 75V72L146 71H142ZM166 72V73H165ZM175 72H177V71H175ZM18 73V74H17ZM154 73H155V71H154ZM155 73V74H156ZM173 73H174V71H173ZM17 74V75H16ZM96 75H98L97 74V72L95 73ZM94 74V76H93V78H94V80H99V78H98V76L96 77L97 79H95V75ZM142 74V75H141ZM167 74V75H168ZM9 77H8V76ZM165 75V76H164ZM19 76H20V74H19ZM11 77H17V78H11ZM21 77V76H20ZM174 77V76H173ZM173 77H171L172 79H176L177 78V76H175L174 78ZM105 78H103V82H104V79ZM14 79H16V80H14ZM171 79V80H172ZM174 79V80H175ZM178 79V78H177ZM176 79V80H177ZM190 79H193V78H190ZM18 80V82H19V84H17L16 83V81ZM20 80H21V82H20ZM173 80V81H174ZM175 80V82H177ZM189 80V79H188ZM187 80V81H188ZM24 83H23V82ZM111 81V80H110ZM191 81V80H190ZM94 82V81H93ZM93 82H92V84H93ZM101 82V81H100ZM99 81H98V83L99 84H101ZM107 82V81H106ZM193 82V81H192ZM97 83V84H98ZM178 83V82H177ZM136 84V85H135ZM164 84V83H163ZM176 86H175V85ZM184 84H185V82H184ZM188 84H190V83H188ZM188 84H186V85H188ZM192 84V83H191ZM161 85V84H160ZM159 85V86H160ZM167 85V84H166ZM166 85H164V86H166ZM169 85V84H168ZM186 85H185V87H186ZM158 86V87H159ZM170 86H171V84H170ZM178 86V84H176V83H173V86H171L170 87V89L168 88V90L169 91H171V92H169V93H171V94H173V92L175 91V93L176 92H178V88L180 87H177ZM182 86V85H181ZM189 86H191V87H189ZM98 87V88H97ZM157 87V90H155V92L157 93V91H159V90H161L160 88H162L163 90L164 89H166L165 87H159L158 88ZM177 89H176V88ZM29 90H28V89ZM100 88V89H99ZM103 90H102V89ZM174 88L176 89V90H174ZM182 88H184V85L181 87V89ZM187 89H182V90H191V88L192 89H197V87L195 88V86L193 87V85H188L187 87H186ZM190 88V89H189ZM93 89V90H92ZM180 88H179V90L182 92V90H181ZM27 90V91H26ZM102 90V91H101ZM137 90V91H136ZM174 90V91H173ZM94 91V92H93ZM179 91V93H176V95L177 94H180L181 92ZM189 91L188 92H182L181 94H187V93H189ZM26 92V93H25ZM93 92V93H92ZM152 91H149V92H147V97H151L150 95L152 94V96L154 95L153 93H154V91H153V93H151ZM160 92V91H159ZM165 93L164 94H167V90L166 91H164ZM97 95H96V94ZM25 94V95H24ZM27 94H29L30 96H28ZM26 96V97H25ZM178 96V95H177ZM181 96V95H180ZM180 96H178V97H180ZM183 96V95H182ZM31 98V105H30V103H29V99ZM92 97V96H91ZM28 98V99H27ZM132 98H134V99H132ZM131 99V100H130ZM27 100H29V101H27ZM133 100V101H132ZM9 101V102H8ZM24 101V102H23ZM125 101V102H124ZM132 101V102H131ZM88 102V103H89ZM92 102H94L93 104H92ZM79 103V102H78ZM80 103L82 104V102L80 101ZM80 103H79V106H80ZM128 103V102H127ZM13 104V105H12ZM29 104V105H28ZM75 104V103H74ZM83 105V104H82ZM95 106V105H98V107L97 106H95V108L93 107V106ZM121 105H123V107L121 106ZM30 106H32V107H30ZM119 106V107H118ZM30 107V108H29ZM82 107H84L83 109H82ZM89 107H91V108H89ZM101 107V108H100ZM81 108V109H80ZM98 108V109H97ZM100 108V109H99ZM103 108V109H102ZM82 110V111H80V110ZM85 109V110H84ZM95 109V110H94ZM102 109V110H101ZM105 109H106V111H105ZM71 110H72V112H71ZM76 110V111H75ZM84 110V111H83ZM100 110V111H99ZM105 112H104V111ZM114 110H115V112H114ZM118 110V111H117ZM103 111V112H102ZM114 112V113H112V112ZM117 111V112H116ZM26 112H24V116L26 117L27 115H25V114H28V112L26 113ZM91 113H92V115L93 116H91ZM117 113V114H116ZM22 114V113H21ZM20 114V115H21ZM115 114H116V116H115ZM89 116H90V118H89ZM95 116H96V114H95ZM91 117H94V118H91ZM88 118V119H87ZM96 119V118H95ZM94 119V120H95ZM259 122H260V124H259ZM258 122V124L257 125H255L253 128H250V130L252 131V133L250 132V130H246L244 133H242V134H240L239 136H235L234 138L232 137L231 139H228V140H225L223 143H221V144H213L212 146H211V148H209V147H207V146H199V145H179V144H174V143H172V142H169V143H165V141L164 140H162V139H156V140H152V141H146L147 142V144H146V146H149V143L152 145V144H154V146L155 147H157L156 148V152L154 153V152H152L154 149V147L152 148L151 147V145H150V147L149 148H152L153 150L151 151H149L148 149L149 148H147L146 146H145V143H144V147H146V149L148 150V152L146 151V149H143V147L141 146L140 148V154L142 153V155H140L138 152L139 151H136V152H132L131 150V152L132 153H134V154H132V155H130L131 156V161H132V165H133V167H135V169H136V172L138 173V175H139V177H140V179H143V180H141V182H142V201L143 202H141V205H142V211L140 212V217H139V223L142 221V224L140 223L139 225H140V227H139V225H138V227L136 226L134 229H135V231H136V233L138 234V236L140 235V232H145L148 228V231H149V233L150 232H152V230H151V228L150 227H152L153 226V224H154V226H155V229H153V230H156V228L158 227V226H160V225H162L161 223H162V221H163V223L164 222H166V221H168V220H172L171 218H175L174 217V215L176 216V213H177V211L178 210H176V207H178V206H180V208L182 207V208H185V207H187L188 205H190V204H187V203H190V202H188L189 201V199H190V201H192L193 203H199V201L200 202H203V201H206L208 198L210 199V200H213V199H217V198H219V200L220 199H222V200H224V199H226V197L229 195V194H231V196H236L235 194H236V192H237V194L238 195H240L239 193L241 192V193H243L244 191H248V189L250 188V187H256V186H260L261 184L264 186V155H260V154H263L264 153V150H263V147H264V141H261V142H259V143H261V145H259L258 146V144H256L257 143V140H256V142H255V140H254V131H256V132H258V131H260L259 133H257L258 134V136H259V134H261V132H263V131H261V130H264V118H263V120H260ZM89 123V124H88ZM98 123V122H97ZM85 124V125H84ZM87 124H88V126H87ZM94 126H96V124L94 125ZM70 127V128H69ZM88 127H91L90 129H91V131L92 132H90V130H88V131H86L87 129L86 128H88ZM84 128V129H83ZM261 128V129H260ZM81 129V130H80ZM87 132V133H89V135L87 134L86 136L84 135V134H86L85 133V131ZM255 132V133H256ZM252 134L253 136H250L249 137V139L250 138H252L251 140L253 141V142H251V140H250V142L248 141V135L249 134ZM264 133V132H263ZM257 134H256V136H257ZM89 136H91L90 138L91 139H93V141H95V143L93 142V141H91V139H89L88 140V138H89ZM244 136V137H243ZM263 137H264V134L262 135ZM261 136V140H263L262 137ZM85 137V138H84ZM242 137V138H241ZM260 137V136H259ZM259 137H257V138H259ZM65 138V139H64ZM86 138H87V140H86ZM236 138V139H235ZM78 142V141H80V144H79V142H78V144L81 146V147H83V144H85L84 146L85 147H87L86 149H89L88 147H90V151H91V153H89V152H86V151H82V149L84 148H81L80 146V149L79 148H77L78 146H74V147H70V142L72 143L71 145H73V144H76V143H74V142H76L75 140ZM83 139V140H82ZM243 139L245 140V141H243ZM246 139H247V141H246ZM233 140V141H232ZM238 140H242V141H238ZM60 141H61V143H65V144H68L69 143V145H68V147L67 148H65V149H63L62 151L58 148V146H59V144H60ZM86 141H90V142H84ZM58 142H59V144H58ZM81 142H82V144H81ZM91 142L92 143H94L93 145L91 144ZM149 142V143H148ZM153 142V143H152ZM155 142V143H154ZM241 143V146H239L238 144H235V143ZM246 142V143H245ZM249 142V144L248 145H250V146H248L247 147V143ZM255 142V143H254ZM229 143V144H228ZM232 143H234V144H232ZM239 143V144H240ZM244 143L246 144V145H244ZM254 143V144H253ZM77 144V145H78ZM92 146H91V145ZM172 144H174V145H172ZM226 144H228V145H226ZM88 145H90V146H88ZM143 145V144H142ZM172 145V146H171ZM222 145V146H221ZM225 145H226V147H225ZM229 145H231V146H229ZM253 145H255V147L253 146ZM96 146V145H95ZM175 146V147H174ZM177 146V147H176ZM184 146H186V147H184ZM190 148H189V147ZM225 148H224V147ZM256 146L258 147V148H256ZM56 147V148H55ZM97 147V146H96ZM161 147V148H160ZM204 147V148H203ZM219 147V148H218ZM229 147V148H228ZM232 147H233V149H232ZM260 147H262V148H260ZM73 148V149H72ZM78 150H77V149ZM160 148V149H159ZM174 148V149H173ZM222 148V149H221ZM226 148H227V150H226ZM237 148H238V151H239V153H238V151H237ZM241 150H243V151H241ZM244 148H248V150L247 149H244ZM250 148V149H249ZM261 150H260V149ZM75 149V150H74ZM92 149V150H91ZM143 149V150H142ZM164 149V150H163ZM205 149V150H204ZM259 149V150H258ZM82 152H81V151ZM97 150V149H96ZM179 150V151H178ZM192 151V152H189V151ZM199 150V151H198ZM222 150V151H221ZM235 150V151H234ZM252 150V151H251ZM256 150V151H255ZM143 151V152H142ZM159 151V152H158ZM178 151V152H177ZM220 151H221V153H220ZM229 151H231L230 153H229ZM232 151H234L235 153H237L238 154V156L237 155H234L235 153H232ZM246 151V152H245ZM262 151V152H261ZM48 152V153H47ZM61 152V153H60ZM73 154H72V153ZM77 152H78V154H77ZM152 152V153H151ZM173 152L174 153H176L177 152V154L178 155H182L181 157L182 158H180V157H178L177 156V154H176V156L179 158H177L176 156H175V158L173 157ZM189 152V153H188ZM195 152V153H194ZM199 152H201L200 154L203 156V154H204V157H202L203 159L206 157V159L205 160H209V159H212V161L213 160H217V158H216V156L219 158V160H221V161H225V160H227V162H228V164H229V167H228V169L230 168V170H228L227 169V171H225V170H223L224 171V173H222V174H220V175H218V176H220V177H218L217 176V174L216 173H214L213 175H216V176H212V178H209V176H208V179L206 178L207 176L205 175V178L206 179H204L203 178V176H202V178L204 179V180H199V179H197V180H195L194 181V183H193V181H191L190 179H192V180H194L193 179V177H192V175L190 176L188 173H186L187 175H189L191 178H189V176H187V177H185L186 176V174L185 173H183L184 174V176H183V174H182V176L184 177H182V178H179L178 179V177H180V175L179 174H175V172H174V170L175 169H173L174 167V165L177 163H179L178 165L180 166V167H182L181 168V170H183V167H184V170H186L185 168H187V169H190L191 171L193 170L194 171V168H195V170H198V168H196V166L198 167L199 165H200V163L201 162H199V160H196V159H193L194 158V156H195V154L196 153H199ZM243 152H245V153H243ZM247 152H250V153H248V155L250 156H248L246 153ZM252 152V153H251ZM256 154V155H258V156H256L254 153ZM82 153H83V155H82ZM136 153H138V154H136ZM160 153H162V154H160ZM185 153H186V155H185ZM203 153V154H202ZM209 153V154H208ZM227 153V154H226ZM242 153V154H241ZM259 153V154H258ZM70 154V155H69ZM72 154V155H71ZM76 154V155H75ZM86 154V155H85ZM91 154H93V155H91ZM131 154V153H130ZM136 154V155H135ZM146 154V155H145ZM151 154H152V156H151ZM157 154V155H156ZM167 154V155H166ZM192 154V155H191ZM194 154V155H193ZM199 154V155H200ZM233 154V155H232ZM241 154V155H240ZM246 154V156L248 157H245L244 155ZM253 154L256 156V157H258V158H256L255 156H253ZM74 155V156H73ZM139 155L141 156V159H140V157H139ZM145 157H144V156ZM162 155V156H161ZM175 155V154H174ZM184 155L186 156V158L184 157ZM201 155L199 156V157H201ZM224 155V156H223ZM227 155V156H226ZM232 155V156H231ZM252 155V156H251ZM66 156H68V157H66ZM83 156V157H82ZM87 156V157H86ZM91 156V157H90ZM151 156V157H150ZM164 156H165V158H164ZM193 156V157H192ZM197 156V155H196ZM231 157V159H230V157ZM235 156V157H234ZM237 156V157H236ZM244 157V161H243V158L242 157ZM259 156H261V157H259ZM263 156V157H262ZM46 157V158H45ZM86 159H85V158ZM89 157V158H88ZM147 157H148V159H147ZM173 158V159H175L174 161H176L175 163H174V165H173V163H172V171H171V169L169 170V165H168V163L169 162H166L167 161V159L168 158ZM198 157V156H197ZM199 157L197 158V159H199ZM215 157V159H213ZM51 158V159H50ZM56 158V159H55ZM58 158V159H57ZM88 158V159H87ZM104 158V159H103ZM170 158V159H171ZM178 160H177V159ZM184 158V159H183ZM189 158H191V159H189ZM247 158V159H246ZM252 158H254V159H252ZM260 158V159H259ZM20 164H21V166L23 167V166H25L26 165V163H28L30 160L29 159H31L30 157H21L20 156ZM63 159V160H62ZM64 159H66V160H64ZM82 159V160H81ZM159 160V161H155V160ZM162 161H161V160ZM164 159V160H163ZM172 159V160H173ZM225 159V160H224ZM237 159V160H236ZM263 159V160H262ZM32 160V159H31ZM56 162H55V161ZM80 160V161H79ZM103 160H106L105 162L103 161ZM148 160H150V161H148ZM182 160V161H181ZM186 160H187V162H186ZM191 161V162H188V161ZM194 160H196L197 162H199L198 164L199 165H197L195 162H193ZM235 160V161H234ZM238 160H239V162H238ZM249 160V161H248ZM73 161V162H72ZM84 161V162H83ZM96 161V162H95ZM156 162V163H153V162ZM201 161V160H200ZM253 161V162H252ZM31 162V161H30ZM55 162V163H54ZM75 162V163H74ZM104 162V163H103ZM106 162H108V163H106ZM158 162V163H157ZM160 162V163H159ZM161 162H162V164H161ZM164 162H165V164H164ZM193 162V163H192ZM239 164H238V163ZM246 162V163H245ZM263 162V163H262ZM45 163V164H44ZM52 163V164H51ZM65 163V164H64ZM74 163V164H73ZM78 163V164H77ZM94 163V164H93ZM171 163V162H170ZM169 163V164H170ZM187 163V164H186ZM188 163H189V165H188ZM248 163H250V164H248ZM256 163V165H254V169L252 168L253 167V164H255ZM261 165H260V164ZM40 164V165H41ZM71 164V165H70ZM84 164V165H83ZM106 164H110L109 165V167L108 166H105ZM153 164V165H152ZM154 164H155V166H154ZM167 164V168L165 167V165ZM176 164V166H175V168H177L178 167V165ZM196 164V165H195ZM235 164V165H234ZM50 165H51V168H50ZM160 165V166H159ZM183 165V166H182ZM187 165V166H186ZM239 165V166H238ZM249 165V166H248ZM46 166V167H45ZM100 166V167H101ZM152 166H154V167H152ZM157 166V167H156ZM162 166V167H161ZM169 166V167H168ZM189 166V167H188ZM238 166V167H237ZM252 166V167H251ZM259 166L261 167V169L259 168ZM71 167V168H70ZM96 167V166H95ZM104 167V168H103ZM160 169H159V168ZM180 167H178V169L180 168ZM237 167V168H236ZM42 168H43V170H42ZM155 168V169H154ZM156 168H157V170H156ZM256 168V169H255ZM261 170L260 172H258L257 173V171H259V169ZM55 169V170H54ZM90 169V170H89ZM158 169H159V171L162 169L163 170V172H162V170L160 171V172H162V173H164L163 174V177L165 178V179H163L162 178V180H164L163 182L161 181V180H159V181H154V180H158L159 178L161 179V176H162V173H161V176H160V173H158L159 171H158ZM166 171H165V170ZM169 170V173L167 172L168 170ZM236 169V170H235ZM251 169H253V170H251ZM46 170V171H45ZM78 170V171H77ZM93 170H96V172H94ZM100 170V169H99ZM112 170V171H111ZM154 170L156 171V172H154ZM180 170V171H181ZM190 170H186V171H190ZM238 171V172H234V171ZM241 170H242V172H241ZM255 170V171H254ZM22 171V170H21ZM75 171V172H74ZM178 171V170H177ZM234 172V174H233V172ZM253 171H254V173H253ZM82 172V173H81ZM89 172V173H88ZM98 172V173H97ZM108 172V173H107ZM174 172V173H173ZM221 172V171H220ZM219 172V173H220ZM250 172V173H249ZM35 173V174H34ZM80 173V174H79ZM94 173H96V174H94V176L95 175H97L96 176V178L94 177V179H93V174ZM99 173H101L102 174V176H100L101 174H99ZM226 173H228V174H226ZM259 173H260V175H259ZM26 174V175H25ZM32 174V175H31ZM103 174H105L106 175V177H108V175L107 174H111V177H110V175H109V177H108V180L110 179L111 180V182H112V179L111 178H113V181H116V182H112V184L110 183L109 185H108V183H109V181L107 180V179H105L108 183H106V181H105V183L108 185H106V184H104V186L106 185L107 187H110V186H112L110 189H112V191L109 189L108 190V197H110L109 195V193L110 192H112V194H113V197H112V194H111V197H112V199H109V201L111 202L110 203V205H112L111 207H110V205H108V203H107V201H108V197L107 196H105L107 193H104L103 195L105 196H103V195H100V194H98L99 196H98V198L96 197H94L93 198V191L95 190V188H93L95 185H96V183H93V182H95L96 180L95 179H97L99 176L102 178L103 176L105 177V175H103ZM173 174H175V175H178V177L176 178V179H174V180H176V182L174 181V182H171V179H172V176H173V178H175V175H173ZM226 174V175H225ZM257 176H256V175ZM34 175H35V177H34ZM79 175V176H78ZM99 175V176H98ZM114 175V176H113ZM155 175V176H154ZM160 176V177H158V178H156L157 176ZM241 177H240V176ZM26 176H28V177H26ZM38 176V177H37ZM43 178H42V177ZM86 176V177H85ZM88 176V177H87ZM92 176V177H91ZM117 176V175H116ZM155 178H153V177ZM166 176H169V177H166ZM222 176V177H221ZM232 176H233V178H232ZM236 176V177H235ZM258 176H260V177H258ZM32 177V178H31ZM39 177H41L40 178V180L38 179ZM81 177V178H80ZM90 177L93 179V180H95V181H93L92 183L91 182H89L90 180H92V179H90ZM99 177V182H98V180L96 181L97 182V185H96V187L98 186V184H99V186H103L102 185V182H104V181H102V179ZM262 177V178H261ZM31 178V179H30ZM34 178V179H33ZM38 179L39 181H36V179ZM48 180H47V179ZM89 178V179H88ZM185 178H187V179H185ZM217 179V180H212L211 181V179ZM230 180H229V179ZM257 178H259V179H257ZM33 179V180H32ZM43 179V180H42ZM86 179H88V180H86ZM101 179V180H100ZM152 179V180H151ZM169 179H170V181H169ZM221 179V180H220ZM224 179V180H223ZM235 179V180H234ZM262 180V183H261V180ZM47 181V183H46V181ZM57 180V181H56ZM178 180V181H177ZM199 180V181H198ZM206 180H208V181H206ZM210 180V181H209ZM237 180V181H236ZM252 180V181H251ZM260 181V185L257 183V182H259ZM44 181V182H43ZM49 181V182H48ZM102 181V182H101ZM169 181V182H168ZM196 181H198L197 183H196ZM200 181H202L201 183H200ZM225 181V182H224ZM36 182H38L37 184H36ZM39 182L41 183V184H39ZM63 182V183H62ZM84 182V183H83ZM91 183L90 185H92L91 187V189L89 188V187H87L86 185L88 184V186H89V183ZM157 184H156V183ZM160 184H159V183ZM207 182V183H206ZM210 182V184H208ZM220 182H222V183H220ZM66 183V184H65ZM87 183V184H86ZM172 183H173V185H172ZM175 183V184H174ZM203 183V184H202ZM207 184V186H206V184ZM215 185V187L213 186V184ZM216 183V184H215ZM258 185H257V184ZM86 184V185H85ZM95 184V185H94ZM153 184V185H152ZM164 185V186H162V185ZM195 186H194V185ZM201 184V185H200ZM212 184V185H211ZM219 184V185H218ZM221 184V185H220ZM256 184V185H255ZM34 185H36L35 187H34ZM38 185V186H37ZM52 185V186H51ZM155 185V186H154ZM248 185V186H247ZM254 185V186H253ZM261 185V186H262ZM52 188H51V187ZM62 186V187H61ZM75 186H78L79 188H81V189H79L78 188V190H77V188L75 187ZM81 186V187H80ZM161 186V187H160ZM201 186V187H200ZM220 186V187H219ZM246 186V187H245ZM250 186V187H249ZM262 186V187H263ZM23 187V188H22ZM27 189H25V188ZM32 187H33V189H32ZM57 187H59V188H57ZM73 187H75V189H73ZM85 187V188H84ZM159 187V188H158ZM192 187V188H191ZM195 187V188H194ZM232 190V191H230V189ZM244 187H245V189H244ZM37 188V189H36ZM40 188V189H39ZM213 188H215V190L213 189ZM217 188H219L218 190L219 191H216L217 190ZM228 190H227V189ZM36 189V190H35ZM39 189V190H38ZM43 189V190H42ZM50 190V191H48V190ZM57 189H58V191H57ZM64 189V190H63ZM203 189V190H202ZM240 189L241 190H244V191H240ZM247 189V190H246ZM38 190V191H37ZM45 190V191H44ZM52 190H54V191H52ZM62 190V191H61ZM75 191V192H77L78 194L80 193V190H81V195L79 196V195H77L78 197H81L80 199H78L77 200V196H75L74 195V198L78 201V202H74L73 200H74V198H73V194H75V192L74 193H72L71 194V191ZM192 190H193V192H192ZM199 190H200V192H199ZM212 190V191H211ZM220 190H221V192H220ZM225 192H224V191ZM33 191H34V193H33ZM88 191V192H87ZM209 191V192H208ZM214 191V192H213ZM194 192H195V194L197 195H195L194 194ZM208 192V193H207ZM225 193V195H221V194H217V193ZM231 192V193H230ZM23 193H25V192H23ZM25 193V194H26ZM33 195H32V194ZM36 193V194H35ZM76 193V194H77ZM83 193V194H82ZM211 193V194H210ZM29 194V195H28ZM41 194H39V196L41 195ZM63 194V195H62ZM86 195V197H85V195ZM208 194V195H207ZM213 194V199L211 198L212 195ZM214 194H216V195H214ZM91 195H92V197H91ZM210 195V196H209ZM220 195V196H219ZM45 196V195H44ZM95 196H97V194H95ZM30 197V198H31ZM90 197V198H89ZM99 197H101V199H102V197L105 199V198H107V200L106 201H102V200H100V198ZM42 198H44V197H42L41 196V201H43L42 200ZM121 198V199H120ZM201 198V199H200ZM103 199V200H104ZM205 199V200H204ZM149 200V201H148ZM185 200V201H184ZM202 200V201H201ZM41 201H39V202H41ZM81 201V202H80ZM108 201V202H109ZM198 201V202H197ZM116 202L119 204H117V207H116ZM121 202H122V200H121ZM151 202V203H150ZM176 202V203H175ZM191 202V205L193 204ZM76 206H75V205ZM95 204V205H94ZM108 205V207L110 208V210L111 209H113L112 207H114V210H115V212H116V210H117V212L115 213H113V212H111V213H109V211H107V206L106 205ZM151 204H152V206H151ZM176 204V205H175ZM183 204V205H182ZM149 205V206H148ZM86 206V207H85ZM102 206H103V208H102ZM104 206H106V208H104ZM158 206L160 207L159 209H158ZM184 206V207H183ZM74 207V208H73ZM93 207V208H92ZM73 208V209H72ZM86 208V209H85ZM87 208H89V209H87ZM91 208V209H90ZM152 210H151V209ZM162 208V209H161ZM181 208V209H182ZM106 211H105V210ZM119 209V210H118ZM148 209H150V210H148ZM155 209V210H154ZM75 212H74V211ZM82 210V211H81ZM92 210V211H91ZM113 210V211H114ZM71 211V212H70ZM73 211V212H72ZM91 211V212H90ZM155 211H156V213H155ZM163 211V212H162ZM176 213H175V212ZM106 212H108L107 213V216H106ZM175 214H174V213ZM151 213V214H150ZM69 214V215H70ZM87 214V215H86ZM110 215V216H108V217H115L114 215ZM143 214V215H142ZM145 214H147V215H145ZM154 214V215H153ZM174 214V215H173ZM86 215V216H85ZM106 216V218H105V216ZM153 215V216H152ZM156 215V216H155ZM104 217V219L103 218H100V217ZM171 216V217H170ZM173 216V217H172ZM152 217V218H151ZM158 217V218H157ZM169 217V218H168ZM79 218V219H78ZM95 218V219H94ZM154 218V219H153ZM156 218H157V220L159 221H157L156 220ZM167 219V220H165V219ZM108 219H110V218H107V220ZM151 219V220H150ZM94 220V221H93ZM144 220V221H143ZM145 220H148V222L147 221H145ZM93 223H92V222ZM110 221H111V219H110ZM151 221V222H150ZM157 221V222H156ZM161 221V222H160ZM75 222V223H76ZM89 222V223H88ZM91 222V223H90ZM107 222H109V221H107ZM147 222V223H146ZM169 222V221H168ZM158 223V224H157ZM143 224L145 225L144 227H143ZM92 225H94V226H92ZM96 225H98V224H96ZM142 226V227H141ZM153 226V227H154ZM146 227V228H145ZM136 228H137V230H136ZM134 229L131 231L132 233L131 234H129L126 238H123V239H121V240H118V241H116V242H113V243H111V244H108V245H105V246H101V247H99L98 249L100 250H102L103 249V252L105 253V254H107L108 256H105V254H104V257L106 258V259H108V261H112V257H114V255L115 254H119V252H117V253H115V248H118L119 246H123V244H125V243H128L127 241H131V240H133V237L135 236V238L134 239H136V236H137V234L135 235V231H134ZM139 229H141V230H144V229H146V230H144V231H141V230H139ZM139 230V231H138ZM139 233H138V232ZM262 233L263 232H258V234H253L252 235V237H250V238H248V236L246 237V236H243V238L244 237H246L245 238V241L243 240V238H242V236H239V237H236V238H234V239H231L232 240V242H231V240H229V241H226V242H224V243H222L221 245H219V246H216V249H215V247H214V249L213 248H209V249H207L206 250V252L204 253H202V252H197V253H193V255H190L189 257L188 256H186V258H184L183 260H182V258H181V260L180 259H178L177 260V258H175L174 260L175 261H172V263L171 262H169V261H167V263L164 261V259H162L161 260V262L158 260V259H156L157 257L156 256H153L154 257V259L152 260V264H157L158 262H159V264H231V262H233L232 264H253V262H254V264H264V239H263V237H264V233H263V235H262ZM146 234H148V233H145V235ZM152 234V233H151ZM148 236H149V234H148ZM148 236H146V237H148ZM254 236V237H253ZM51 237V238H50ZM256 237V238H255ZM47 238H48V240H50V241H48L47 240ZM53 238V239H52ZM138 238V237H137ZM253 238H254V240H253ZM54 242H53V241ZM233 240H235V241H233ZM252 240V241H251ZM258 240V241H257ZM46 241H47V243H48V245H49V242H50V244H51V246H55L54 247V249H55V251H54V249L52 250V248L53 247H51L50 245L49 246H47V247H50V249H48L47 247L44 249V252H45V257H44V254H43V258H40V256H39V258L42 260V259H46V260H48V261H44V260H42V261H44L45 262V264L47 263V264H57L58 263V261H59V259H60V263L61 264H67L68 263V261H67V259L69 258V257H67V255L69 256V254H70V258L72 257V260H70V258H69V262H71V263H68V264H74L72 261H77V258L76 257H78V261H77V263L78 264H84V263H81L80 261H81V259L83 258V256L82 255H84V253L85 254H87V253H89V252H91V253H93L94 251L96 252L98 249L96 248V249H85V248H79V247H77V246H67L66 245V243L64 244V242L62 241V242H60L59 241V239H58V241H57V239L56 238H54V237H52L51 235H46ZM129 241V242H130ZM250 242V244H249V242ZM248 244H247V243ZM255 242V243H254ZM227 243V244H226ZM252 243V244H251ZM259 243V244H258ZM52 244H57V245H52ZM226 244V245H225ZM126 245V244H125ZM59 247V248H58ZM124 247V246H123ZM218 247V248H217ZM78 248V249H77ZM58 249V251H56ZM82 249V250H81ZM63 250V251H62ZM74 250V251H73ZM78 250H80V251H78ZM99 250L96 252L97 254H98V252H99ZM113 250H114V253H113ZM61 252V253H59L60 254V256L61 257H59V255H56L58 252ZM77 251V252H76ZM83 251V252H82ZM85 251V252H84ZM89 251V252H88ZM112 251V252H111ZM116 251H118V250H116ZM119 251H120V247H119ZM43 252V253H44ZM80 254H79V253ZM82 252V253H81ZM102 252V251H101ZM103 252L101 253V254H99L101 257L103 256ZM100 253V252H99ZM110 253H112L111 254V258L109 257L110 256ZM202 253V254H201ZM77 254V255H76ZM90 254V253H89ZM114 254V255H113ZM196 254V255H195ZM79 255H81V257H79ZM93 255H95V253H93ZM66 256V257H65ZM57 257H59V259L57 258ZM85 257V256H84ZM103 257V261H104V263L105 262H108L105 258ZM111 259V260H109V258ZM156 257V258H155ZM227 257H229V258H227ZM38 258V257H37ZM38 258V259H39ZM73 258H76V260H73ZM86 258V257H85ZM39 259V261H41ZM58 259V260H57ZM231 259V260H230ZM63 260V261H62ZM65 260V261H64ZM80 260V261H79ZM156 260H158V261H156ZM227 260V261H226ZM42 261H41V263H42ZM85 261V260H84ZM164 261V262H163ZM178 261V262H177ZM57 262V263H56ZM64 262V263H63ZM146 262V261H145ZM155 262V263H154ZM169 262V263H168ZM260 262V263H259ZM37 263H38V261H37ZM40 263V264H41ZM77 263H75V264H77ZM147 263V262H146ZM146 263H144V261L141 263L140 262V264H146ZM59 264V263H58ZM148 264V263H147Z\"/></svg>",
  "mask_w": 264,
  "mask_h": 264
}]
</instances>
